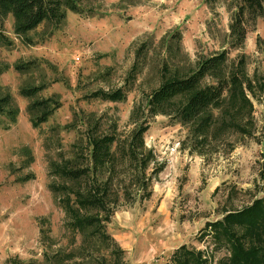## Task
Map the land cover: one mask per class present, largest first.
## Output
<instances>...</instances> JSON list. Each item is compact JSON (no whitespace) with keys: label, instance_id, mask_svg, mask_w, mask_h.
Returning <instances> with one entry per match:
<instances>
[{"label":"rangeland","instance_id":"obj_1","mask_svg":"<svg viewBox=\"0 0 264 264\" xmlns=\"http://www.w3.org/2000/svg\"><path fill=\"white\" fill-rule=\"evenodd\" d=\"M79 6L81 13L66 11L59 25L41 23L30 31L32 43L13 31L11 14L0 15V32L10 41L0 46V97L9 93L19 110L13 123L0 114V264H163L183 244L216 264L228 252L216 248L214 229L205 223L264 195V16L245 18L238 45L230 30L236 0H79ZM222 50L226 69L252 104L250 123H243L247 133L220 124L219 109H212L216 126L198 139L175 116H146L163 65L171 73L166 77L188 75ZM27 61L38 67L14 70ZM42 83L39 97L54 96L59 107L33 128L29 99L18 90ZM118 88L126 93L122 101L92 95ZM140 123L148 125L143 147L152 152L145 179L152 167L161 168L144 184L123 152ZM90 132L116 138L111 148L119 200L103 223L121 251L116 255L99 240L87 247L68 229L49 188V161L73 158L78 142L86 152ZM24 147L31 152L28 164Z\"/></svg>","mask_w":264,"mask_h":264},{"label":"trees","instance_id":"obj_2","mask_svg":"<svg viewBox=\"0 0 264 264\" xmlns=\"http://www.w3.org/2000/svg\"><path fill=\"white\" fill-rule=\"evenodd\" d=\"M66 11L81 13L79 0H0V15L11 14L14 17L13 31L24 42L32 43L27 34L41 23L53 27L59 25L64 21ZM259 16H264V0H236L235 19L230 30L235 34L238 45L244 41L245 18L251 21ZM9 44L10 41L0 32V46ZM143 48H138L136 54ZM226 61L227 54L222 50L201 60L188 75L178 76L183 73L175 72L170 77H166L167 73H171L163 65L162 82L146 101V116H175L178 122L193 127L191 131L198 139L207 136L209 126H216L212 109H219L223 115L220 124L230 126L231 130L240 134L247 133L243 123H250L252 104L243 91L239 78L226 69ZM37 67L36 61L18 62L13 66L16 72L22 74ZM4 69L0 67V74ZM132 70H135V65H132L130 71ZM208 78L211 80L204 83ZM245 84V88L250 91L251 82L246 80ZM44 86L42 83L18 90L22 98L29 99L26 114L33 128L46 122L59 107L54 96L39 97ZM261 86L264 87V84ZM92 95L101 100L118 102L125 99L126 93L118 88L115 91L94 92ZM18 112V106L9 93L0 97V114L8 121L13 123ZM147 126L140 123L134 128L123 151L129 162L136 167V179L142 184L150 179V174L161 169L152 167L149 178L145 179L144 171L152 157L151 150L143 147ZM115 140L113 134L90 132L86 152L82 149V143L78 142L74 145L73 158L62 156L48 164L53 180L49 188L68 217V229L80 233L87 247L98 240L107 247H114L113 254L121 251L104 232L103 223L107 222L119 200V195L114 190L113 178L117 157L111 147ZM20 151L27 160L26 164L30 163L31 152L25 147ZM206 226L214 229L216 248L223 246L228 252L216 264H264V195L242 209L227 211L220 219L206 222ZM163 264H208V260L203 257L202 252L183 244L175 248L169 260Z\"/></svg>","mask_w":264,"mask_h":264},{"label":"crops","instance_id":"obj_3","mask_svg":"<svg viewBox=\"0 0 264 264\" xmlns=\"http://www.w3.org/2000/svg\"><path fill=\"white\" fill-rule=\"evenodd\" d=\"M179 246H181V245H179ZM179 246H178V247H179ZM176 248H177V247H176Z\"/></svg>","mask_w":264,"mask_h":264}]
</instances>
